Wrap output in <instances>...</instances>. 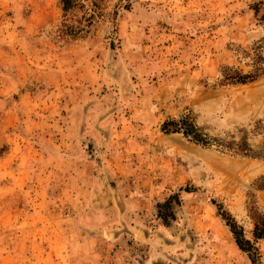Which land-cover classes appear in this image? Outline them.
I'll use <instances>...</instances> for the list:
<instances>
[{
	"label": "rangeland",
	"instance_id": "374dc122",
	"mask_svg": "<svg viewBox=\"0 0 264 264\" xmlns=\"http://www.w3.org/2000/svg\"><path fill=\"white\" fill-rule=\"evenodd\" d=\"M80 2L0 0V264H264V0Z\"/></svg>",
	"mask_w": 264,
	"mask_h": 264
},
{
	"label": "trees",
	"instance_id": "16d2710c",
	"mask_svg": "<svg viewBox=\"0 0 264 264\" xmlns=\"http://www.w3.org/2000/svg\"><path fill=\"white\" fill-rule=\"evenodd\" d=\"M59 4L62 11V20L58 29L57 37L61 40L74 41L85 36L89 31V27L91 26L93 14L88 15L84 13L82 16L83 20H77L75 19L73 12L84 9V5L80 2V0H59ZM262 19H264V15ZM260 75H264V69L256 68L253 73H247L244 75H240L238 73L225 75L224 79L230 83L247 84L253 82ZM162 130L165 133H177L179 130H181L184 136L189 137L195 143H199L202 146L210 145V143L200 139L194 129V126L187 119H183L180 122L164 123L162 126ZM235 152L237 153L236 155L241 156H247L249 154V150L244 148H238ZM169 199L164 204V206L168 207L170 205ZM217 209L219 212H221L220 216L225 221V225L229 228V231L233 236L235 245L240 251L247 253L250 261L254 263L255 256L257 255V249L254 248L253 243H251L249 240L244 239L242 229L233 221V219H231L226 213L222 212L220 207H217ZM169 216L170 218H172L171 214ZM159 217L164 222H166L167 216L159 215ZM252 236L254 241H258L264 238V216L263 218H259L255 221Z\"/></svg>",
	"mask_w": 264,
	"mask_h": 264
}]
</instances>
